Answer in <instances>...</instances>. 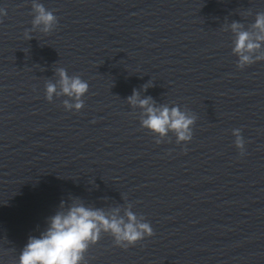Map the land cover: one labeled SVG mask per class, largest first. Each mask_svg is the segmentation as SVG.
Listing matches in <instances>:
<instances>
[{
    "label": "clouds",
    "instance_id": "clouds-1",
    "mask_svg": "<svg viewBox=\"0 0 264 264\" xmlns=\"http://www.w3.org/2000/svg\"><path fill=\"white\" fill-rule=\"evenodd\" d=\"M31 7L34 13L32 27L50 33L57 24V17L37 0H32ZM6 14V10L0 8V17ZM251 27L255 31L245 30L237 21L231 24L235 35L232 52L238 57L237 67L240 69L264 60V55L259 54L260 49L264 48V12L256 14ZM25 35L31 39L28 32ZM57 73L60 92H57L56 84L49 82L46 85V99L51 102L54 96L65 95L73 101L70 103L65 100V109L81 110L84 106L82 97L89 90L88 83L79 76H69L64 68L57 69ZM127 100L130 105L144 110L145 118L141 121L144 128L161 137L171 130L176 133L178 142L192 139L195 117L181 111L178 106L157 107L151 97L141 98L136 90H133ZM233 136L235 146L243 154L241 130L233 129ZM118 211L117 209L108 215L102 209L87 207L77 200H73L71 204L61 200L55 214L47 218V227L39 237L28 238L18 264H85V254L90 246L100 240L102 232L110 234L115 245L125 249L154 234L150 224L138 221L130 209L125 212L126 220L118 215Z\"/></svg>",
    "mask_w": 264,
    "mask_h": 264
}]
</instances>
